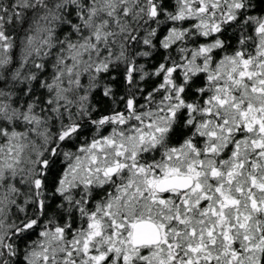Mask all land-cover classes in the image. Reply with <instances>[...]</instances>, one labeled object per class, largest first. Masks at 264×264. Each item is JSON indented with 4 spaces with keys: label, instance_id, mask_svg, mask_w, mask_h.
Instances as JSON below:
<instances>
[{
    "label": "snow or ice",
    "instance_id": "6c2138e0",
    "mask_svg": "<svg viewBox=\"0 0 264 264\" xmlns=\"http://www.w3.org/2000/svg\"><path fill=\"white\" fill-rule=\"evenodd\" d=\"M0 264H264V0H0Z\"/></svg>",
    "mask_w": 264,
    "mask_h": 264
}]
</instances>
